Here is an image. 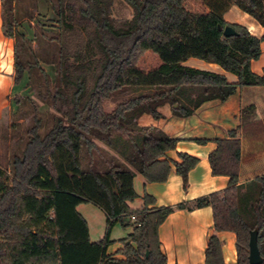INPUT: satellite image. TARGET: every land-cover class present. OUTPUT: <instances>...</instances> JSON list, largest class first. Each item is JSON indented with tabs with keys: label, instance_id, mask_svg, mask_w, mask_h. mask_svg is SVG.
Wrapping results in <instances>:
<instances>
[{
	"label": "trees",
	"instance_id": "16d2710c",
	"mask_svg": "<svg viewBox=\"0 0 264 264\" xmlns=\"http://www.w3.org/2000/svg\"><path fill=\"white\" fill-rule=\"evenodd\" d=\"M10 1L4 0L2 26L6 36L14 37ZM124 1L132 15L118 20L112 16L113 0H56L60 86L52 99L59 115L44 136L36 120L25 149L13 157L12 170L0 167V264H167L159 225L174 210L205 206L211 207L214 231L235 234L236 264H249L254 230L264 264V174L239 181L237 129L261 136L253 105L241 109L240 125L228 131L229 138L214 139L216 147L208 154L211 173L228 177L223 190L153 208H147L153 198L145 193L142 208L128 205L137 197L136 173L146 182H164L173 166L185 189L188 171L198 162L182 152L177 153L180 161L169 159L166 152L178 139L139 125L142 114L159 119L158 107L168 104L173 115L188 117L206 101L264 86V71L251 70L263 37L223 18L235 5L264 25V0ZM226 25L236 34L223 36ZM189 58L214 63L237 82L184 65ZM14 70L16 83L23 73L16 52ZM88 203L105 216L104 236L96 241L77 210ZM116 224L132 228L115 251L120 258L108 253ZM202 264H225L214 233Z\"/></svg>",
	"mask_w": 264,
	"mask_h": 264
},
{
	"label": "crops",
	"instance_id": "0c3cea01",
	"mask_svg": "<svg viewBox=\"0 0 264 264\" xmlns=\"http://www.w3.org/2000/svg\"><path fill=\"white\" fill-rule=\"evenodd\" d=\"M32 1L35 3V10L48 12L49 7L46 5V0ZM16 2L17 0L10 1L12 9ZM3 4L4 0H0V117L6 109L8 96L15 84L14 37L4 34ZM223 18L228 23L245 26L251 34L257 37H263L260 43L261 54L257 60L251 61V70L256 74H261L264 71V25H260L253 17L235 5L224 13ZM184 65L222 73L229 82H237L235 75L224 71L214 63L189 58ZM247 105H253V119L261 121L262 129L259 137L244 134L242 127L237 129L236 137L241 143L239 181L242 183L255 175L264 174V86L238 88L224 101H206L188 117L173 115L170 106L164 104L158 107L162 117L154 119L149 114H142L137 120L138 124L154 126L178 139L175 148L166 152L169 159L180 161L177 153L182 152L196 157L198 162L188 171V183L185 189L181 176L175 173L173 166L164 182H146L140 174L136 173L133 178V187L137 197L128 205L130 206L133 202L137 207L142 208L144 206L142 197L145 193L153 198V201L146 205L147 208H153L175 205L181 201L192 200L214 191L223 190L227 186L228 177L211 173L208 154L216 147L214 139L229 138L228 131L240 125V111ZM195 139H207V141L199 144L194 141ZM85 205L87 204L79 205L77 210L86 219L90 235L89 221L81 211L82 206ZM212 233L216 234L221 241L224 263L236 264L235 234L231 231L213 230L210 206L191 211L177 209L168 214L158 227L160 248L166 257L167 264H202L205 260L207 239ZM121 246V243L110 245L108 253L120 258L121 255L115 254V251Z\"/></svg>",
	"mask_w": 264,
	"mask_h": 264
},
{
	"label": "rangeland",
	"instance_id": "374dc122",
	"mask_svg": "<svg viewBox=\"0 0 264 264\" xmlns=\"http://www.w3.org/2000/svg\"><path fill=\"white\" fill-rule=\"evenodd\" d=\"M48 12L35 10L34 1L17 0L14 6L16 35L14 48L16 60L23 67L20 79L14 84L8 104L0 117V167L12 170L14 155L20 156L29 139V131L39 122V134L44 136L53 126L54 118L59 115L57 105L52 99L60 86L58 74L59 46L55 10L56 0H46ZM131 7L124 0H113L112 16L115 19H128ZM263 88V87H262ZM107 107L111 102H106ZM99 146L101 143L97 142ZM131 210H137L131 202ZM85 207V208H84ZM81 211L90 224V240H99L105 233V216L93 204L82 206ZM132 228L113 226L111 245L121 243Z\"/></svg>",
	"mask_w": 264,
	"mask_h": 264
},
{
	"label": "water",
	"instance_id": "95a60500",
	"mask_svg": "<svg viewBox=\"0 0 264 264\" xmlns=\"http://www.w3.org/2000/svg\"><path fill=\"white\" fill-rule=\"evenodd\" d=\"M223 36L235 35L236 31L229 25L224 26L222 29ZM248 262L249 264H261L262 257L260 256L259 249L257 246V232L251 231L248 241Z\"/></svg>",
	"mask_w": 264,
	"mask_h": 264
},
{
	"label": "built area",
	"instance_id": "2783aa9c",
	"mask_svg": "<svg viewBox=\"0 0 264 264\" xmlns=\"http://www.w3.org/2000/svg\"><path fill=\"white\" fill-rule=\"evenodd\" d=\"M131 219L134 220L135 218L133 216H131Z\"/></svg>",
	"mask_w": 264,
	"mask_h": 264
}]
</instances>
